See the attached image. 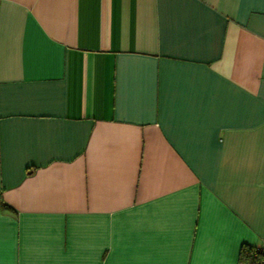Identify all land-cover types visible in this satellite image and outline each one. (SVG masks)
Listing matches in <instances>:
<instances>
[{
  "label": "crops",
  "instance_id": "0c3cea01",
  "mask_svg": "<svg viewBox=\"0 0 264 264\" xmlns=\"http://www.w3.org/2000/svg\"><path fill=\"white\" fill-rule=\"evenodd\" d=\"M263 240L264 0H0V264Z\"/></svg>",
  "mask_w": 264,
  "mask_h": 264
},
{
  "label": "built area",
  "instance_id": "2783aa9c",
  "mask_svg": "<svg viewBox=\"0 0 264 264\" xmlns=\"http://www.w3.org/2000/svg\"><path fill=\"white\" fill-rule=\"evenodd\" d=\"M252 260L254 264H264V240L253 247Z\"/></svg>",
  "mask_w": 264,
  "mask_h": 264
},
{
  "label": "trees",
  "instance_id": "16d2710c",
  "mask_svg": "<svg viewBox=\"0 0 264 264\" xmlns=\"http://www.w3.org/2000/svg\"><path fill=\"white\" fill-rule=\"evenodd\" d=\"M254 249L250 248V249H244L242 251V259H247L249 264H254L253 260H252V254H253Z\"/></svg>",
  "mask_w": 264,
  "mask_h": 264
}]
</instances>
